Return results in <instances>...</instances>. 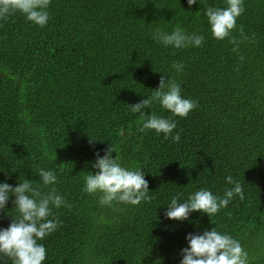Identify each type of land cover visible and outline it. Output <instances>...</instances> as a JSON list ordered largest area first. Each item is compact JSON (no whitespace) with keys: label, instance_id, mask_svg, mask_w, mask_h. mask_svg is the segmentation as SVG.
Here are the masks:
<instances>
[{"label":"trees","instance_id":"obj_1","mask_svg":"<svg viewBox=\"0 0 264 264\" xmlns=\"http://www.w3.org/2000/svg\"><path fill=\"white\" fill-rule=\"evenodd\" d=\"M210 5L224 0H50L43 27L19 11L0 20V181L37 186L38 169H53L56 184L41 191L54 188L66 200L49 217L60 223L41 241L43 264H180L186 234L213 227L241 242L249 264H264V0H244L223 40L203 15ZM175 27L203 34V44L176 49L152 38ZM162 76L165 90L178 83L197 103L186 117L155 100L130 110L153 97ZM153 113L176 120L179 141L141 131ZM110 146L123 166L142 169L149 199L108 206L83 191L95 153ZM228 175L243 199L211 218L199 210L165 217L177 193L223 196ZM14 199L0 210V227L18 215ZM0 264L12 260L0 255Z\"/></svg>","mask_w":264,"mask_h":264},{"label":"clouds","instance_id":"obj_2","mask_svg":"<svg viewBox=\"0 0 264 264\" xmlns=\"http://www.w3.org/2000/svg\"><path fill=\"white\" fill-rule=\"evenodd\" d=\"M202 0H187L189 6ZM50 0H0V20H6L10 15L19 11L29 21L41 27L49 20L48 8ZM244 11V0H224V6H207L203 15L207 17L212 37L223 40L231 36L237 26V18ZM242 31V29H241ZM152 38L165 46L176 49L188 46L199 47L205 36L201 33H188L181 27L172 31L156 30ZM238 47L235 37L231 38ZM236 50V47L233 49ZM173 67L179 72L183 70V63H174ZM165 77L156 88L152 98H145L140 102L130 104L133 113L141 112L149 107L153 100L158 101L162 109L168 110L172 116L186 117L197 103L182 96L178 83H171L165 90ZM177 128L176 120L171 117L151 114L144 119L141 131L155 130L164 138L171 136L172 140L179 141L180 133L173 134ZM113 150L116 155L113 156ZM96 159L90 171L84 176L83 191L89 194H99L102 205L111 206L113 202L138 205L142 200L149 199L148 181L144 172L139 168L123 166L116 149L109 147L95 153ZM41 184L34 186L32 180L19 178L15 186L6 180L0 181V210L6 208L10 196L14 195L13 205L18 215L13 216L8 227H0V255L11 258L12 264H43L47 258L46 247L43 241L59 227L58 218H49L53 209H59L66 204L65 197L54 188L42 192L41 188L55 185L57 176L53 169H38ZM231 187L225 188L223 196L214 194L208 188H200L190 193L187 199L177 193L167 203L165 217L174 220H186L193 211L199 210L210 218L221 208L226 207L234 196L243 199L242 185L232 175L225 177ZM187 246L181 249L180 264H249L247 251L241 242L230 234L219 232L215 227L203 232H189L186 234Z\"/></svg>","mask_w":264,"mask_h":264}]
</instances>
